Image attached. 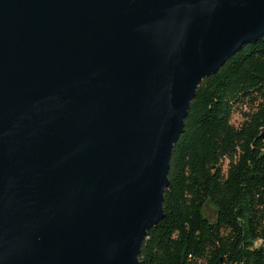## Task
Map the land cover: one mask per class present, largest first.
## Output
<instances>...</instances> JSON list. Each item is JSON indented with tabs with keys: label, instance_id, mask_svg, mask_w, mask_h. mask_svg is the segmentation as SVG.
<instances>
[{
	"label": "water",
	"instance_id": "obj_1",
	"mask_svg": "<svg viewBox=\"0 0 264 264\" xmlns=\"http://www.w3.org/2000/svg\"><path fill=\"white\" fill-rule=\"evenodd\" d=\"M263 35L264 0H0V264H140L197 87Z\"/></svg>",
	"mask_w": 264,
	"mask_h": 264
},
{
	"label": "trees",
	"instance_id": "obj_2",
	"mask_svg": "<svg viewBox=\"0 0 264 264\" xmlns=\"http://www.w3.org/2000/svg\"><path fill=\"white\" fill-rule=\"evenodd\" d=\"M263 127L264 35L197 87L171 151L163 218L146 232L140 264H264ZM207 203L214 222L203 215Z\"/></svg>",
	"mask_w": 264,
	"mask_h": 264
},
{
	"label": "rangeland",
	"instance_id": "obj_3",
	"mask_svg": "<svg viewBox=\"0 0 264 264\" xmlns=\"http://www.w3.org/2000/svg\"><path fill=\"white\" fill-rule=\"evenodd\" d=\"M241 120H242V118H241L240 114L233 113L232 118H231V123L234 126L239 125ZM225 164H226V162L223 163V168H225ZM203 210H204L203 211L204 217H206L210 222H214L215 221V217H216L215 208L211 204L207 203V204H205Z\"/></svg>",
	"mask_w": 264,
	"mask_h": 264
}]
</instances>
